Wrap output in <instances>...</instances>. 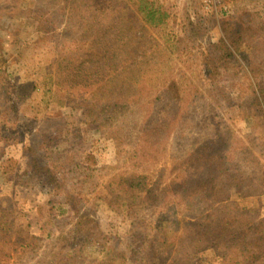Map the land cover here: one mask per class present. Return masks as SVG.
Instances as JSON below:
<instances>
[{
	"label": "trees",
	"instance_id": "obj_1",
	"mask_svg": "<svg viewBox=\"0 0 264 264\" xmlns=\"http://www.w3.org/2000/svg\"><path fill=\"white\" fill-rule=\"evenodd\" d=\"M126 1L110 7L117 17H107L106 27L116 31L109 40L91 37L90 52L73 53L63 44L69 63H91L95 80L86 95L60 102L77 111L70 123L66 115L47 119L62 131L86 115L112 141L115 164L102 183L99 172L85 185L71 179V168L87 164L85 154L92 151L82 149L85 161L80 153L73 158L58 147L62 135L50 130L42 132L38 147L22 146L17 168L51 183L58 214L69 211L70 229L46 244L50 258L32 263L31 250L43 245L37 247L20 205L27 203L31 214L37 205L28 203L38 194L20 193L2 169L0 264H203L211 246L228 264H264V215L254 203L264 193V125L251 139L246 135L247 144L236 128L241 119L264 122V0H241L248 2L245 16L226 21L224 38L206 46L196 43L204 15L189 7L193 13L169 30L161 40L165 46L155 40L148 50L141 49L144 37L171 14L154 0ZM69 10L84 13L77 5ZM124 29L133 31L127 35ZM121 62L131 66L128 73L120 72ZM99 160L101 155L91 156L89 163ZM152 161L162 162L150 169ZM231 186L239 188L237 200L226 196ZM99 201L122 235L104 233L98 218L82 209L86 205L97 215ZM79 244L104 255L79 262Z\"/></svg>",
	"mask_w": 264,
	"mask_h": 264
},
{
	"label": "rangeland",
	"instance_id": "obj_2",
	"mask_svg": "<svg viewBox=\"0 0 264 264\" xmlns=\"http://www.w3.org/2000/svg\"><path fill=\"white\" fill-rule=\"evenodd\" d=\"M154 1L171 14V18L165 25L148 31L150 36L144 37L147 43L141 46L142 50H148L149 43L155 40L165 46L161 40L167 37L171 28L177 29L180 21L186 19V13H193L194 10L189 8L193 6L204 15L199 26L200 31H197L196 43L203 46L216 43L220 38H224V23L245 16L242 6H248V2L241 3V0ZM118 2L119 0H86L80 4L79 0H0V170H6L4 178H11L20 193H27L29 196L38 194L32 203H28L37 205L31 214H28L30 210H26L27 203L20 205L21 212L26 215L25 219L31 223L38 238L35 241L37 247L43 245L31 250L29 255L33 258L32 263L35 260L50 258L46 244L49 246L52 239L70 229L71 217L69 211L63 215L58 214L59 206L50 193L51 183L43 178L39 180L35 176L24 175L21 168H17L15 160L20 158L22 146L30 144L38 147L42 142V132L50 130L54 134L62 135L58 147L73 153V158L79 153L82 155V149L86 152L92 151L91 154H85L86 161L82 155V161L87 164H80L81 167L76 168L72 166V180H78L79 177L81 181L85 180L87 185L92 177L98 179L96 173L101 172L104 175L98 181L102 183L105 173L115 164L112 141L102 131L97 130L86 115L80 114L74 127L70 124L69 130L65 128L62 131L57 129V122L47 119L66 115V121L70 123L77 111L70 110V106H63L60 102L64 99L76 101L80 95H86L95 80V72L90 62L69 63L67 54L62 53L61 47L67 43L68 50L71 49L73 53L90 52L91 37L98 36L102 40H109L116 31L106 27L110 22L108 18L117 17V9L110 7ZM128 4V1L122 0V5ZM74 5L81 7L84 13L70 11ZM193 21L195 22V19ZM118 26H121V22ZM132 31L123 30L127 35ZM189 40L195 44L192 37ZM121 63L122 66L118 65L120 72L128 73L131 66ZM95 71L101 73L102 70ZM97 74L99 76V73ZM45 87H50L52 92H46ZM260 125H264L261 117L255 121L241 119L236 122L241 143L247 144L246 135L249 134L251 139L252 132H257ZM99 155L102 156L103 160H99L102 162L89 163L91 156L97 159ZM161 162L152 161L146 166L152 169ZM117 165L121 166V162ZM244 173H247L246 165ZM2 179L0 175V184H3ZM238 194V186H231L226 192L229 200H237ZM255 200L252 201L263 216L264 193L256 196ZM95 203L98 216L86 205L80 206L98 218L104 233H111L112 238L122 235L115 233V230H122L121 227L116 228L117 221L111 218L106 203ZM39 208L43 210L39 211ZM114 243L115 247L120 248L115 241ZM74 248L78 253V261L82 263L104 255L88 244H79ZM19 257L22 259L23 256ZM203 259V264H228L223 253L215 246L206 249Z\"/></svg>",
	"mask_w": 264,
	"mask_h": 264
}]
</instances>
